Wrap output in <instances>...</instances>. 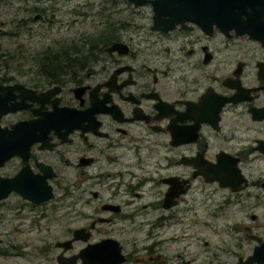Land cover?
Here are the masks:
<instances>
[{
    "label": "flooded vegetation",
    "instance_id": "1",
    "mask_svg": "<svg viewBox=\"0 0 264 264\" xmlns=\"http://www.w3.org/2000/svg\"><path fill=\"white\" fill-rule=\"evenodd\" d=\"M154 1L0 0V38H45L31 63L15 68L14 79L0 75V84L26 88L12 89L10 101L24 105L13 120L5 119L11 111L1 114L0 125L59 107L65 119L47 127L43 141L14 153V171L4 175L25 185L29 173L42 174L48 165L51 187L59 181L63 197L76 193L77 224L63 225L66 237L54 242L70 239L74 228L82 232L66 249L53 242L55 264L57 256L75 254L79 263L87 243L106 238L123 258L114 264H264V224L233 222L221 232L239 236L210 241L218 228L209 219L229 204L241 208L243 195L259 200L249 187L264 189V172L250 178L242 167L250 158L264 163V0H242L253 5L251 37L232 26L237 15L243 19L238 0H203L204 7L219 8L217 18L205 10L210 27L186 10L161 9L159 26L173 24L166 30L151 26ZM237 39L252 42L247 54ZM224 157L231 175L220 183ZM60 163L77 176L65 181ZM14 195L29 208L42 206L38 216L49 221L52 197L34 203Z\"/></svg>",
    "mask_w": 264,
    "mask_h": 264
},
{
    "label": "rangeland",
    "instance_id": "2",
    "mask_svg": "<svg viewBox=\"0 0 264 264\" xmlns=\"http://www.w3.org/2000/svg\"><path fill=\"white\" fill-rule=\"evenodd\" d=\"M44 39L43 35L35 36L33 39L27 38L25 33H19V36L14 39L11 36L1 37L0 75L5 74L14 79V74L16 75L15 68L20 65H29L31 55L41 50L45 42ZM16 43H18V46H16ZM235 43L239 47L241 46L244 54H247L252 48V42L246 39H237ZM5 119L13 120L14 112L8 114ZM3 121L4 119H1L0 123ZM251 137V133L244 134L242 142L247 144ZM242 167L244 173L250 178L264 172V163L261 160L253 161L250 158L243 162ZM59 168L65 181L77 176L76 170L71 166H64L60 163ZM13 171L14 156L0 166V175L9 174ZM62 186L63 183H59V181L52 182L53 196L46 207V211L50 215L48 216L49 221L46 222H43L42 218L38 216V209L42 206L29 208V206L23 205V199L14 195V191H10L6 197L0 199V264H55L53 257L56 250L53 242L66 237L67 233H65L63 225L73 227L77 224V219H74L78 204L74 201L76 193L72 190L68 196L63 197L61 195L63 194ZM204 187L203 190L205 191L211 188V186ZM247 191H257L259 200H255L253 197H243V195L240 201L243 204L241 208L237 207V203H232L227 205L217 217L209 218L211 227L218 228L217 233L211 231L210 241H230L232 236H239L240 232L234 235L229 233L228 229L223 231L233 222L239 225L264 224V189L249 187ZM216 193L223 194L224 191L217 189ZM107 195L108 191L103 189L102 197L106 198ZM214 198L216 201L219 200L218 196H214ZM52 205L55 208H51ZM251 213L255 214L254 219L250 217ZM67 217V223H63L62 219ZM221 227L223 228L222 232ZM200 231L201 228L199 234L204 236ZM43 245L50 247V252L47 248L42 250Z\"/></svg>",
    "mask_w": 264,
    "mask_h": 264
},
{
    "label": "water",
    "instance_id": "3",
    "mask_svg": "<svg viewBox=\"0 0 264 264\" xmlns=\"http://www.w3.org/2000/svg\"><path fill=\"white\" fill-rule=\"evenodd\" d=\"M189 2L191 7L185 5ZM203 4V0H155L153 3V22L151 26L162 30L172 27V23H168L164 28L159 26L165 23L159 19L158 11L161 9H168L170 10V13L173 10H186L188 11V17L195 20L200 27H203L204 24L210 27L206 11L210 10L217 18L219 17L218 15H220L219 8L216 6L204 7ZM236 5L235 7L237 10L243 13V19L241 21L239 19V15H237L238 21L233 23L232 26L234 27L235 32L247 33L248 37H251L254 32L251 13L253 5L251 7V4H249L247 5V8L242 0H238ZM215 25L218 28L223 26L219 19H216ZM260 41L261 43H264V39H260ZM14 88H18L20 90L26 89L20 84H0V115L8 111L13 112L15 109L24 105L18 103V101H10V99L13 98L11 91ZM43 94L44 93L41 92L35 98L40 99L39 96ZM59 109L60 107L49 111L39 119L22 120L17 121L16 123L12 122L8 126L0 125V166L4 163V161L9 159L11 156H14V153L27 151L28 146L34 140L43 141V133L46 131L47 127L57 126L58 123L62 121V118L64 119V115L59 114ZM65 112L67 118H71L70 111ZM41 124H45L46 126L44 127ZM223 156H228V153H224ZM230 166V162L225 157L222 158V165L220 168L225 172V174L222 176L220 183L227 182L226 178L231 175ZM41 169L43 170L42 174L29 173V182L25 185L17 183L16 180L19 179L17 175H0V199L6 197L10 191L14 190L18 191L23 198L34 203L51 198L53 195L52 187L45 178L52 176L53 172L48 165H45V168L41 167ZM237 175V180H240V176L242 177V175L240 173ZM242 180H244V178ZM81 232V228H74L70 239L56 241L54 244L62 249H66L70 246V241L77 238ZM258 248L259 247H256L254 251ZM79 255L81 258L79 263L73 262L77 256L76 254L68 257L57 256V261L59 264H114L123 259L116 241L110 238L102 239L94 243H87L85 247L81 249Z\"/></svg>",
    "mask_w": 264,
    "mask_h": 264
}]
</instances>
